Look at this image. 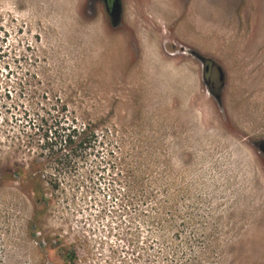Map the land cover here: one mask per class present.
I'll use <instances>...</instances> for the list:
<instances>
[{"label":"rangeland","instance_id":"1","mask_svg":"<svg viewBox=\"0 0 264 264\" xmlns=\"http://www.w3.org/2000/svg\"><path fill=\"white\" fill-rule=\"evenodd\" d=\"M209 1L0 0V264H264V0Z\"/></svg>","mask_w":264,"mask_h":264},{"label":"crops","instance_id":"2","mask_svg":"<svg viewBox=\"0 0 264 264\" xmlns=\"http://www.w3.org/2000/svg\"><path fill=\"white\" fill-rule=\"evenodd\" d=\"M165 1L167 0H124L122 24L127 29L126 38L139 39L138 25L140 24L142 28L144 27L146 30L152 28L155 33L161 35L157 29L158 26H156L157 21L165 23L166 31L168 30L173 38H175V33L181 36L184 26L185 28L191 26L194 33L197 30L198 17H203L205 21L206 16L210 15L209 7L212 2L209 0H170L169 3ZM229 3L227 16H233L236 13L233 2ZM192 7L197 8V14L192 10ZM224 16L226 15L222 17Z\"/></svg>","mask_w":264,"mask_h":264},{"label":"flooded vegetation","instance_id":"3","mask_svg":"<svg viewBox=\"0 0 264 264\" xmlns=\"http://www.w3.org/2000/svg\"><path fill=\"white\" fill-rule=\"evenodd\" d=\"M100 3L103 4V7L105 9V12L107 15H109L112 23L119 27L122 25V13H123V4L124 0H98ZM204 79L207 83H210V86L212 85V67L213 63L210 59H205L204 61ZM208 68V70H207Z\"/></svg>","mask_w":264,"mask_h":264},{"label":"water","instance_id":"4","mask_svg":"<svg viewBox=\"0 0 264 264\" xmlns=\"http://www.w3.org/2000/svg\"><path fill=\"white\" fill-rule=\"evenodd\" d=\"M207 70H208V68H207ZM218 71H219V74H220V80H222V79H223V77H222V74H221V71H220V69H218Z\"/></svg>","mask_w":264,"mask_h":264}]
</instances>
